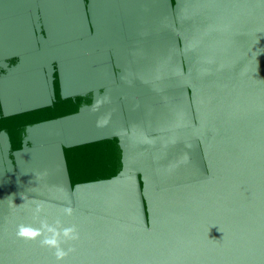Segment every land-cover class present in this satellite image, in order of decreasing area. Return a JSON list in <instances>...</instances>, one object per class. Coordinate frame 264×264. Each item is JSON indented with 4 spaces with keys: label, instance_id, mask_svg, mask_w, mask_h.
Masks as SVG:
<instances>
[{
    "label": "water",
    "instance_id": "obj_1",
    "mask_svg": "<svg viewBox=\"0 0 264 264\" xmlns=\"http://www.w3.org/2000/svg\"><path fill=\"white\" fill-rule=\"evenodd\" d=\"M57 219L60 264H264V0H0V264Z\"/></svg>",
    "mask_w": 264,
    "mask_h": 264
},
{
    "label": "clouds",
    "instance_id": "obj_2",
    "mask_svg": "<svg viewBox=\"0 0 264 264\" xmlns=\"http://www.w3.org/2000/svg\"><path fill=\"white\" fill-rule=\"evenodd\" d=\"M43 211L41 205H37L34 209V215L38 218ZM65 215H72L71 207L64 208ZM40 228H34L31 225L21 224L17 227L16 236L25 241H34L39 239L42 247L54 249V255L58 264L63 261L74 248L65 250L63 245L77 241L79 239V231L75 225L64 226L62 221L57 219L54 224H49L46 220L40 222Z\"/></svg>",
    "mask_w": 264,
    "mask_h": 264
}]
</instances>
